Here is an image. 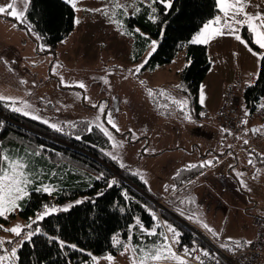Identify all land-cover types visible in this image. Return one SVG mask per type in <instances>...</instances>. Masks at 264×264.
I'll list each match as a JSON object with an SVG mask.
<instances>
[{"label": "rangeland", "instance_id": "rangeland-1", "mask_svg": "<svg viewBox=\"0 0 264 264\" xmlns=\"http://www.w3.org/2000/svg\"><path fill=\"white\" fill-rule=\"evenodd\" d=\"M116 2L117 0H75V7L71 5L79 23H75L73 33L58 45L54 54H40L48 66L34 71L29 60L25 67L15 60L11 53L3 52L0 55V80L25 92L24 100H28L40 110L39 114L52 122L62 123L78 119H88L92 122L100 115L98 105L106 102V112L111 111L115 123L119 125V131H116L106 124L113 131L115 140L119 142L118 146L112 145L108 151L119 156L134 173L137 174L139 170L138 175L145 177L148 182L145 184L154 197L171 195V200H184L187 197L194 200L191 204L187 203L186 209L182 206L179 210L181 213H172L178 222L186 226L190 221V225L196 227V230L210 235L222 250L224 248L221 244L232 243L227 241L229 236L241 241L250 240L255 230V217L264 218V156L261 155L264 152L260 150L263 148L258 147L259 152H253V148H249L253 142L248 139V131L241 134L222 132L223 138H208V132L203 127L205 118H197L192 113L189 99L179 89V74L189 64L186 48L167 65L150 70L145 69V64L139 73H134V69V74L130 73L128 69L139 65L145 58L148 61L151 57L148 53L152 49L149 43L142 58H134V34L139 26L133 24L135 26L132 33L130 30L133 25L129 23V18L136 16L137 6L141 8L143 5L152 4L150 0H118L120 4L127 6L128 15H123V9H115L116 16L113 17L112 10ZM10 3H15L18 11H24L26 3L27 9L29 6V0H11ZM104 5L109 6L108 15H105L103 10H87L102 8ZM246 10L253 14L264 12V0H248ZM117 19L121 24L112 22ZM244 28L246 26L240 29L242 36ZM33 32L35 31H31V36H34ZM206 46L209 47L214 62L208 79L202 84L206 102L216 103L224 87L222 82H234L239 76L247 82L252 76L258 75L261 58L255 55L256 51L249 50V44L246 46L234 36L224 35L213 38ZM53 67L56 72L51 71ZM61 77L69 82L83 81L86 87L81 88L75 83L62 84ZM104 77L108 78L107 82ZM42 78L44 81H41ZM22 80L27 83H22ZM141 80L146 83L141 84ZM148 88L155 90L153 95H149L146 90ZM162 89L165 91L161 92ZM3 94L9 95L8 91ZM169 96L186 98L187 112L179 108ZM188 114L191 115L190 120L187 118ZM246 119L245 128L256 127L257 138L264 137V118L253 114L246 116ZM213 127L219 131L215 124ZM245 140L248 143H245ZM234 144L243 146L242 150H233ZM231 149L234 151L231 158L216 166L214 161L213 165L206 166L208 170L192 182L185 192L173 194L171 186L175 182L174 176L184 165H198L199 161L214 157L219 160ZM249 153L252 155L245 157ZM249 160L252 163H247ZM236 172L243 173V176H237ZM241 178L247 185L246 188L240 184ZM228 180L235 182L239 194L246 197L245 202L242 197L240 200L236 196V191L234 193L230 189ZM165 185L168 186L167 190ZM70 202L72 201L67 203ZM163 202L168 208V200ZM22 211L23 209H18L6 218L0 217V225L4 226L0 228V237L11 238L17 243L20 241V237L5 229L16 223H29ZM194 213L199 214L200 219L220 232V236L214 238L198 221H187V216ZM23 234L24 232L21 236ZM6 246L11 247L7 244ZM132 248V245H129L127 252H121L114 261H106L105 264H134L132 256L135 253ZM103 262L105 261L100 259L96 264Z\"/></svg>", "mask_w": 264, "mask_h": 264}, {"label": "trees", "instance_id": "trees-1", "mask_svg": "<svg viewBox=\"0 0 264 264\" xmlns=\"http://www.w3.org/2000/svg\"><path fill=\"white\" fill-rule=\"evenodd\" d=\"M152 8L157 9L156 21L149 18L153 14ZM215 14H220L216 0H173L172 8L167 11L164 5L157 2L152 6L143 5L135 17L129 18L130 24H137L142 33L148 34H134L136 60L142 58L152 39L158 41L156 51L148 59L145 69L155 70L171 63L177 54L186 48L187 61L191 60V63L179 74V89L189 99L190 109L197 118H202L201 86L212 62L208 47L205 44L192 43L191 36L202 27L203 22ZM8 15L7 18L12 19L20 29L29 34L31 31L40 34L37 46L38 53L43 55L54 54L58 45L73 33L76 23L75 9L65 0H29L23 22ZM134 26L130 30L132 33ZM243 36L248 39L254 51H262L251 39L247 28L243 29ZM42 44L50 47L41 48ZM8 103L11 102L0 101V145L12 153H31L30 160L35 171L44 182L51 181L57 187L51 195L33 192L31 199L24 202L22 215L28 219L34 216L35 210L42 202L63 205L69 201L88 198L67 211H60L38 222L43 232L52 236L59 235L66 241L76 243L78 249H61L55 240L49 242L47 236L38 234L18 248L17 264H90L92 260L89 252L99 257L107 256L109 252L117 256L123 252L122 246L113 245L111 236L119 233L127 242L129 225L135 223L136 216H139L146 226H157V222L144 205L153 209L160 221L167 220L181 230L182 245L193 246L192 242L196 241L201 247L207 246L187 226L172 216V213H180L177 208L180 210L185 206L186 209L187 202L181 203L182 198L169 199L168 208L159 209L160 200L149 192L140 176L129 167H120L116 160L106 155L112 148V143L98 125L93 124L92 131H88L86 126L91 122L88 119L71 120L77 124L76 128H71L67 121H64L62 125L65 131L60 132L43 121L10 110ZM262 104L264 59H261L256 80L246 87L243 94V108L250 110L251 115L257 114ZM248 133L250 137L255 135L252 128H248ZM41 145H44V148L41 149ZM205 170L206 167L199 165L191 169L181 168L180 174L174 176V184L177 186L173 189L174 194L185 192L192 185V181ZM101 172L104 177L97 179ZM113 176L118 183L109 187L108 180ZM125 189L128 197L124 195ZM98 192L103 195L98 196ZM121 208L124 210L121 211ZM139 237L140 230L137 227L133 229L129 243L135 246L150 244L160 239L159 236L145 235L142 242Z\"/></svg>", "mask_w": 264, "mask_h": 264}, {"label": "snow or ice", "instance_id": "snow-or-ice-1", "mask_svg": "<svg viewBox=\"0 0 264 264\" xmlns=\"http://www.w3.org/2000/svg\"><path fill=\"white\" fill-rule=\"evenodd\" d=\"M70 4L75 7V0H68ZM159 3L165 6V11L172 8L173 0H150L151 4ZM248 0H216V7L220 10V14L213 15L210 19L203 22L202 27H200L192 36L191 42L196 44H208L210 40L213 38L224 36V35H231L234 36L237 41L243 42L246 46L249 44L248 39H245L244 36L241 35L240 29L242 27L247 28L250 32L251 39L254 40L255 45H258L260 49H264V12L260 13H250L246 10V5ZM115 9H123V15H128L127 6L120 4L117 0L116 4L114 5V9L112 10V16H116ZM10 10V11H9ZM93 12H99L101 10L104 11L105 15H108L109 6L104 5L102 8H95V9H87ZM27 11V3L25 4L24 11H18L16 9L15 3H9L5 5H0V14L8 12V14L12 17H16L17 19L23 22L25 17V13ZM140 8L136 7V12H139ZM151 12L153 13L150 15V19L152 21H156L158 19L157 9L152 8ZM135 14V13H133ZM112 22L116 24H121L120 20H113ZM76 23H79V18H77ZM29 26L31 27V21L28 22ZM135 32L141 33L144 36H147V33H142L141 29L137 27ZM33 35L40 38V34L38 32H33ZM131 34V33H128ZM152 51L148 53L150 57L153 52H155L156 47L158 45V41L152 39L150 41ZM50 45L42 44L41 48H48ZM249 50L252 51L253 49L249 47ZM255 55L264 59V51H256ZM5 63L7 61L5 60ZM35 63V62H33ZM58 63V61H57ZM147 63V58L141 61L139 65H134L132 69H128L130 73H139L144 65ZM191 63V60H189ZM51 71L56 72V68L53 67ZM133 73V74H134ZM105 82H107V77L103 78ZM22 83H27V81L22 80ZM35 83V81H33ZM62 84H69L75 83L78 84L81 88H85L83 81H75L69 82L65 81L63 77H61ZM141 84L146 83L145 81L141 80ZM249 86H251L254 81L249 80L246 82ZM203 85L201 86V93H200V103H204V96L205 93L203 91ZM149 95L154 94V89L148 88L146 89ZM164 92L165 90H160ZM43 100V98H40ZM179 108L184 109L187 112L186 104L187 99H177L174 96H169ZM0 101H11V103L7 104V107L10 110L21 112L26 116H30L38 121H43V123L48 124L52 129L64 132L65 129L62 123L52 122L49 119L45 118L43 115L39 114L40 110L32 105L28 100H22L21 97H14L9 95L0 94ZM21 101V105L18 106L15 102ZM105 103L102 102L98 105V111L100 115L96 117V119L90 122L86 126V130L92 131V125L96 124L99 128L103 131V133L108 137L109 141L112 143L113 147L118 146L119 142L115 140L113 131L107 125H111L116 131H119V125L115 123L114 117L112 116L111 111H107L105 109ZM162 107H167V105H161ZM264 107V104L261 105ZM59 111V109H57ZM167 114V113H166ZM248 112L245 109V117L247 116ZM103 117V119L101 118ZM187 118L190 120L191 115L188 114ZM71 128H76L77 124L73 121L66 122ZM242 123L247 124V119L245 118L242 120ZM224 132H229L230 129L223 128ZM245 132L248 131L247 128L244 129ZM253 131H257L253 129ZM82 138V137H81ZM245 143H248L245 140ZM40 148H44V145H41ZM148 149H145L147 151ZM153 151H155L153 149ZM37 155L39 153H36ZM31 153L25 152L24 155H20L19 153H12L11 150L4 149L2 145H0V217H8L9 214L15 213L18 209L22 210L24 207V202L26 200H30L32 193H46L51 195L54 191L57 190L56 185L53 182H44V179L41 178L40 174L35 171L32 167L31 160H30ZM106 155L109 156L111 159L116 160L120 167H126L123 163L122 159L114 155L113 152L107 151ZM252 153H249L251 156ZM264 156V153L261 154ZM218 160V157H214L212 159L201 160L198 162L200 167H206L213 165L214 161ZM249 163H252L249 160ZM195 163H189L184 165L185 169L196 168L198 166ZM235 171V170H234ZM139 174V170L137 172ZM179 171L176 175H179ZM236 175L239 177L243 176V173L236 172ZM104 177V173L101 172L97 179H102ZM140 179L144 180L145 183H148L145 180L143 175H140ZM117 179L113 176L108 180V186L111 187L117 184ZM240 184L243 185L245 188L247 185L245 184L244 180L240 179ZM167 185H165V189L167 190ZM175 189L177 186L173 184L171 186ZM250 190V189H249ZM97 195H103V193H97ZM125 197H128V192L124 190ZM83 199H88L84 197ZM83 199L74 200L70 203H66L63 205L55 204V203H48L42 202L40 207L35 210L34 217H29V223L27 225H23L21 223H16L11 228L5 229L6 231H10L15 234L17 237H20V241L17 243L16 241L12 240L11 238L0 237V264H17L18 261V248L23 246L25 241H31L34 235L44 234L48 237L49 242L55 240L61 249L64 248H71V249H78V245L76 243H72L62 239L59 235L52 236L49 233L43 232L40 224L38 222L43 221L46 217L51 215L57 214L60 211H67L73 207L74 204H79L83 202ZM193 203L194 200L185 198L181 200V203ZM145 208L148 209L151 216L153 217L154 221L157 222L156 227L146 226L139 216L134 218L135 223L129 225L128 229V237L127 242L123 240L119 233H114L111 236V243L113 245H120L122 246V251L127 252L129 250V242L132 240V232L133 229L139 228L140 230V240L143 242L145 240V235L147 236H159L160 239L151 242L150 244H139L135 245L132 248L133 253L132 260L134 264H166V262H176V264H188L187 257H191L194 253L195 260L200 262V264H205L203 257L212 256V260L214 264H219V256L213 255L207 248L201 247L196 241L192 242L191 249L187 245L182 246L183 254H179L176 251L175 245L180 243V237L182 236V232L179 228H177L174 224H171L167 220L160 221L157 213L151 209L148 205H144ZM121 211L124 209L121 208ZM179 211V208H177ZM189 220L198 221L202 227L210 232L214 238H218L220 236V232H218L215 228L210 226L205 220L200 219L199 214H192L187 216ZM36 225L33 228V225ZM3 225H0V228H3ZM27 229V231H25ZM159 229V231H158ZM24 234L21 236V233ZM227 241H231L232 243L224 242L221 244V247L224 249L235 253L238 250L243 249L244 247L251 245L252 241H241L234 237H227ZM7 245H11V247H7ZM80 251H85V249H79ZM91 257L92 264H96L97 261L101 259V257L92 254L91 252L88 253ZM202 254V255H201ZM137 255L139 259H137ZM107 260L114 261L115 257L112 255L111 252L107 254Z\"/></svg>", "mask_w": 264, "mask_h": 264}, {"label": "crops", "instance_id": "crops-1", "mask_svg": "<svg viewBox=\"0 0 264 264\" xmlns=\"http://www.w3.org/2000/svg\"><path fill=\"white\" fill-rule=\"evenodd\" d=\"M10 2H11V0H0V5L9 4ZM7 15H8V12L7 13L0 14V55L3 52L11 53L12 56H13V58L15 60L17 59V61L21 65L23 64L25 67L28 65V60H29L31 62V64H32V66H33V70L34 71L42 70V67L43 66H48L45 63V61H43V55H40V53H38L37 43L40 42L39 38H37L35 35H34L35 37L34 36H31V34L27 33L25 30L20 29L17 26V24L12 19H8L7 18ZM8 17H11V18H14L16 20H19L16 17H12L10 15H8ZM208 52H209V56L211 57L212 65H211V69H210V71H209V73H208L205 81L208 79V77L210 75V72L213 69L212 67L214 65L213 58L211 56V51L209 50V47H208ZM17 56H18V58H16ZM33 62H35V63H33ZM256 77H257V75L256 76H252L250 78V80L252 78L254 80H256ZM0 78H1V72H0ZM41 81H44V79L42 78ZM205 81H204V83H205ZM222 83H223L224 87L221 90V92L219 94V97H218V100L216 101L215 104H211L209 101L206 102L205 100H204V103L203 104L200 103L201 106H202V108L206 109L209 112V114H210V118L204 120V122H203L204 124L203 125H205V126H203V127L208 132V135L207 136L211 140H213V137H216L217 139L223 138L222 137L223 136L222 132L223 133H226V132L223 131V128H221L219 126V124H218V122L216 120V116H217L218 112L221 110V108H222V106L224 104L225 92H226L228 86L231 83H233V82H230L229 80H227L226 82H222ZM220 84H221V82H220ZM245 86L246 87L248 86V84L246 82H245ZM1 91H3V92H1ZM5 91H8L9 96L21 97L22 100H24V98H25V92H21L20 89H16L14 87L9 86L7 83H5V81H3L1 79L0 80V94H3ZM8 102H11V101H8ZM15 103H21V101H16ZM214 124H215V126L218 127L219 131L218 130L216 131L214 129V127H213ZM251 128L257 130L256 127H251ZM253 134H255L254 135L255 141L253 142L254 144L251 143V145L249 146V148H253V152H259L258 151L259 150L258 147L259 148H263V149H260V150L264 152V137L259 136V138H257L258 137L257 136V131H254ZM249 138H250V136H249ZM242 147L243 146L240 147V146H236L234 144L233 150L236 149V151L239 150V152H240L242 150ZM233 150L232 149L229 150L230 153L228 152L225 156L223 155L224 156L223 158L221 157V159L215 160V164L214 165L216 166L217 164H220L221 162L225 161L226 159L231 158V156L233 155L232 152H234ZM245 157H249V154L246 155ZM245 160L246 159H244V162H245ZM247 163H249V161H247ZM207 170L208 169H206L198 177H200L201 175H203ZM197 178H195L192 182H195V180ZM228 183H229L230 189L234 193H236V192L238 193V195L236 194V196H238V198L240 200H241V197H242V201L245 202L246 197L244 195H242V194H239V192L237 190L238 188H237L235 182L234 181H231V180H228ZM173 194H174V192H173ZM157 199L160 200V201H162V200L163 201L169 200V199H171V195L170 196H164L162 198H157ZM187 221H189V219H187ZM187 227L190 230H193V229L196 230V227H193L192 225H190V221H189V224L187 225ZM254 227H255V224H254ZM256 233H257V229L255 227L254 233L251 236L250 241H253L254 240V238L256 236ZM199 234H202L205 237H209L211 239V241L215 244L214 240L212 239V237L210 235H208V234H206V233H204L202 231H200ZM247 241H249V240H247ZM129 245H132V244L129 243ZM215 246H217V245L215 244ZM132 247H133V245H132ZM207 247L208 246H206L205 248H207ZM106 257L107 256H101V260H104L105 261V262H103V264H105L106 261H109V260H107ZM114 257H117V256H114ZM90 264H92V262ZM166 264H176V262H171L170 261V262H166Z\"/></svg>", "mask_w": 264, "mask_h": 264}, {"label": "built area", "instance_id": "built-area-1", "mask_svg": "<svg viewBox=\"0 0 264 264\" xmlns=\"http://www.w3.org/2000/svg\"><path fill=\"white\" fill-rule=\"evenodd\" d=\"M251 80L255 81L253 78ZM245 89L244 78L241 76L237 77L234 82L228 86L224 96V104L216 116L219 126L221 128L230 129L229 133L232 134H241L245 129V124L242 123V120L246 118L245 110L243 108V94ZM257 114L260 117H264V107H260ZM200 115L205 119L210 118L209 112L204 108H201ZM249 141L254 142L255 138L250 137ZM162 207H166L163 201L158 203V208L161 209ZM254 224L257 233L252 241L253 243L235 253L225 249L222 250L215 246L209 237L199 234V231L195 229L191 231L206 243L208 246L207 249L213 255L218 254L219 264H264V218L256 217ZM182 246L181 243L175 245L176 251L179 254H183ZM191 247L192 246H189L190 249ZM196 254L197 253H194L191 257H187L188 264H200V262L195 260ZM202 259L205 264H214L212 256L203 257L202 255Z\"/></svg>", "mask_w": 264, "mask_h": 264}, {"label": "water", "instance_id": "water-1", "mask_svg": "<svg viewBox=\"0 0 264 264\" xmlns=\"http://www.w3.org/2000/svg\"><path fill=\"white\" fill-rule=\"evenodd\" d=\"M248 114H247V117L251 115V111L250 110H247ZM253 131V129H252ZM254 132V131H253Z\"/></svg>", "mask_w": 264, "mask_h": 264}]
</instances>
